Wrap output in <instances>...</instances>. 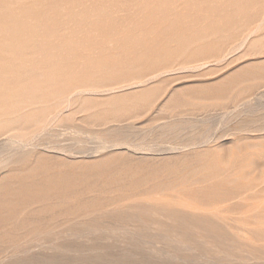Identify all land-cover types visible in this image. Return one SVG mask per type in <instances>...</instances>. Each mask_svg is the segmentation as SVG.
I'll use <instances>...</instances> for the list:
<instances>
[{
	"label": "rangeland",
	"instance_id": "374dc122",
	"mask_svg": "<svg viewBox=\"0 0 264 264\" xmlns=\"http://www.w3.org/2000/svg\"><path fill=\"white\" fill-rule=\"evenodd\" d=\"M104 1L76 43L0 77L54 81L46 108L0 110V264H264V0ZM15 134L21 147L8 145ZM6 193L21 222L7 221ZM176 195L208 215L183 225L193 236L180 218L137 210ZM130 209L143 214L117 217Z\"/></svg>",
	"mask_w": 264,
	"mask_h": 264
},
{
	"label": "bare ground",
	"instance_id": "6f19581e",
	"mask_svg": "<svg viewBox=\"0 0 264 264\" xmlns=\"http://www.w3.org/2000/svg\"><path fill=\"white\" fill-rule=\"evenodd\" d=\"M93 0H91V2H89V0H0V77L3 76V75H11L12 72H13V69L15 70V67L18 66V64L20 63H25V64H29V65H34V64H37L39 61L40 62H43L44 63V60L46 61V59H48L49 57L51 58V56L49 55L50 54V51L52 52L53 48H58L60 46L64 47L63 44H72L73 42H75V40L73 38H71V35L75 34L76 32H81L83 30V28L86 26L87 24V19H90L92 20L91 23H96V22H99V17L100 15L102 14L100 12V8L95 6L97 4H90V3H93L92 2ZM106 1V0H105ZM104 1V2H105ZM111 1V0H110ZM116 1V0H115ZM118 1V0H117ZM116 1V2H117ZM103 2V1H102ZM101 2V3H102ZM115 3V2H114ZM122 3L124 4V2L122 1ZM135 3V2H134ZM233 3V2H232ZM231 3V4H232ZM105 4V3H104ZM110 5L112 4L109 3ZM108 4V5H109ZM137 4V3H135ZM103 5V4H102ZM102 5L100 6L101 9H102ZM120 6V5H119ZM111 7V6H110ZM148 6L146 5V7H144V9H146ZM37 8H41L39 12H37ZM121 8V7H120ZM138 8V7H137ZM106 9V7L104 8ZM102 9V11L104 10ZM111 9V8H110ZM121 11V9H120ZM109 12V11H107ZM112 12V11H111ZM117 12V11H116ZM110 13V12H109ZM135 13V12H134ZM107 14V13H106ZM111 14V13H110ZM105 15V14H104ZM77 16H81V18H77ZM119 16V15H117ZM77 18V19H76ZM105 18V17H103ZM102 18V19H103ZM119 20V19H118ZM125 21V20H124ZM105 21H103L104 23ZM114 22V21H113ZM119 22V21H117ZM90 23V22H89ZM122 23V22H121ZM100 24V23H99ZM108 24V23H107ZM110 24V23H109ZM108 24V25H109ZM112 24V23H111ZM119 24V23H118ZM129 24V23H128ZM127 24V25H128ZM89 25V24H87ZM96 25V24H95ZM123 25V24H122ZM126 25V26H127ZM134 25V24H133ZM103 26V25H102ZM112 26H117L115 23L114 25ZM119 26V25H118ZM96 27V26H95ZM124 27V26H123ZM122 27V28H123ZM87 28H89V26H87ZM87 28H85L84 30H88ZM107 28V27H106ZM109 28H112V27H109ZM121 28V29H122ZM96 29V28H95ZM108 29V28H107ZM113 29V28H112ZM116 29V28H115ZM119 29V28H118ZM144 29V28H143ZM60 30L63 31V33H67L68 36L65 37V36H58ZM90 30V29H89ZM88 30V31H89ZM120 30V29H119ZM142 30V29H141ZM94 31V30H93ZM105 31V30H104ZM139 31V30H138ZM69 32V33H68ZM109 32V31H108ZM120 32V31H119ZM103 33V32H102ZM101 33V35H102ZM113 33V32H112ZM116 33V32H115ZM114 33V34H115ZM138 33V32H137ZM136 33V34H137ZM249 34V33H248ZM60 35V34H59ZM64 35V34H63ZM99 35V33H98ZM97 36V35H96ZM106 36V35H105ZM80 37V36H79ZM83 37V36H82ZM132 37V35H131ZM136 39V38H135ZM139 39V38H138ZM77 41V40H76ZM80 41V40H79ZM83 41V40H81ZM89 41V40H88ZM108 41V40H107ZM76 43V42H75ZM74 43V44H75ZM61 44V45H60ZM101 44V42H100ZM99 44V45H100ZM102 45V44H101ZM242 45V44H241ZM68 47V46H67ZM74 47V46H73ZM104 47V46H103ZM70 48V47H69ZM51 49V50H50ZM59 49H62L61 47ZM234 49V48H233ZM65 50V49H64ZM67 51H68V48H67ZM65 51V52H67ZM53 52H56L55 54H58L59 55V50H54ZM62 52V50H61ZM71 52V50H70ZM185 52V51H184ZM63 53V52H62ZM60 53V54H62ZM73 53V52H72ZM66 54V53H65ZM94 54V53H93ZM56 56V55H55ZM53 57V55H52ZM67 57V56H66ZM49 58V59H50ZM58 58V57H57ZM69 58V57H67ZM55 59V58H54ZM66 59V58H65ZM68 60V59H67ZM97 60V59H96ZM38 61V62H37ZM48 63V61H47ZM46 63V66H48V68H50V65L51 64H47ZM61 63V62H60ZM21 67V66H19ZM17 67V68H19ZM38 68H40L38 66ZM41 69V68H40ZM61 69V68H60ZM16 71V70H15ZM30 71H28L29 73ZM39 72V71H38ZM49 72V71H48ZM24 73V71H23ZM27 73V74H28ZM40 73V72H39ZM38 73V74H39ZM45 73V72H44ZM58 72L56 71L55 74H57ZM62 73V72H61ZM13 75V74H12ZM22 76H18L17 78H13V81L12 82H9V80L7 79L6 81L9 82V83H1L2 80H4L5 77H3V79H0V110H2L5 106L7 107H10V106H13L15 104H18V107L19 104H22L23 107H22V110L25 109L26 107L32 105V104H37L39 103L41 106L39 107H42V104L45 103V108H46V103H48L50 101V98L51 96H53V86H54V81L53 80H50L49 79H45V80H38V77L35 73L34 77H31V78H27V77H24L23 74H20ZM51 75V73H50ZM48 76V75H47ZM57 77V76H56ZM90 78V77H89ZM53 79V78H52ZM56 79V78H55ZM62 79V78H61ZM11 80V79H10ZM53 81V82H52ZM88 81V80H87ZM63 82V81H62ZM59 83V82H58ZM57 83V84H58ZM56 85V84H55ZM73 86V85H72ZM67 87V86H66ZM75 87V86H74ZM69 88V86H68ZM78 88V87H77ZM63 89V88H62ZM56 91V90H55ZM64 91V90H63ZM66 94V93H65ZM72 94V93H71ZM65 98V96L63 97V99ZM52 101V100H51ZM52 103V102H51ZM55 103V102H53ZM44 105V104H43ZM38 108V105H36ZM50 106V105H49ZM5 107V108H6ZM34 107V106H33ZM13 108V107H12ZM31 109V108H30ZM43 109V108H42ZM11 110V109H10ZM34 111V109H32ZM5 111V110H4ZM20 111V110H19ZM31 111V110H29ZM1 112V111H0ZM17 112V110H16ZM19 113V112H18ZM23 112L20 111V113L16 116V120H14L15 122L19 121L20 122V119L19 117L20 116H24L22 114ZM28 114V112H26ZM30 113V112H29ZM40 113V112H39ZM26 114V115H27ZM31 114H33V112H31ZM31 114H28L27 116L29 117V115ZM25 115V116H26ZM41 115V114H40ZM2 116V115H1ZM9 116V115H8ZM31 117V116H30ZM10 118V117H9ZM13 118V119H14ZM2 119V118H1ZM18 119V120H17ZM26 120V119H25ZM24 120V121H25ZM42 120V119H41ZM44 120V119H43ZM10 121H12L10 119ZM10 121H7V122H10ZM23 121H21L20 123H22ZM6 123V122H5ZM24 123V122H23ZM22 123V124H23ZM26 123V122H25ZM21 125V124H18V126ZM12 127V129H16L19 127ZM4 124H0V130L2 131L1 128H3L4 130ZM21 128V127H20ZM23 128V127H22ZM7 129V128H6ZM11 129V128H10ZM10 129H8L10 131ZM7 130V132H9ZM6 131V130H5ZM25 134V133H24ZM26 135V134H25ZM15 139H11V141L8 143L9 146H15V145H18L19 147H21V145H23L22 141H19V134H15ZM18 137V138H16ZM14 138V137H13ZM22 139V138H21ZM9 141V140H8ZM5 144V143H4ZM25 144V143H24ZM25 146V145H24ZM6 148V147H5ZM3 161V160H2ZM8 165V164H7ZM16 170V169H15ZM17 171V170H16ZM15 171V173H16ZM14 172V171H13ZM24 172H27V171H24ZM32 172V171H31ZM30 172V173H31ZM18 174V173H17ZM20 174V172H19ZM18 174V175H19ZM5 176V175H4ZM11 176V175H10ZM9 176V177H10ZM17 176V175H16ZM27 176V175H26ZM25 176V177H26ZM28 176H29V173H28ZM34 176V175H33ZM23 177V176H22ZM45 177V176H44ZM42 177V179L44 178ZM47 177V176H46ZM15 178V177H14ZM24 178V177H23ZM28 178V177H27ZM8 179V178H7ZM18 179V178H17ZM35 179V178H34ZM53 179V177H52ZM55 179V178H54ZM53 179V180H54ZM237 179V178H236ZM4 179H2V182H3ZM10 180V178H9ZM21 180V179H20ZM28 180V179H27ZM24 180L23 181H27ZM223 180V179H222ZM227 181V180H226ZM16 182V181H15ZM21 182V181H20ZM26 183V182H25ZM34 183V182H33ZM68 183V182H67ZM72 184V182H70ZM70 183H68L70 185ZM200 183V182H199ZM236 183V182H235ZM5 184V183H4ZM15 184V183H14ZM13 184V185H14ZM18 184V183H17ZM40 184V183H39ZM53 184V183H52ZM213 184V183H212ZM237 184V183H236ZM20 185V184H19ZM49 185V184H48ZM76 185V184H75ZM74 185V186H75ZM11 186V185H10ZM18 186V185H17ZM25 186V185H24ZM71 186V185H70ZM12 187V186H11ZM36 187V186H34ZM56 187V186H55ZM59 187V186H58ZM222 187V186H220ZM219 187V188H220ZM4 188V187H3ZM2 188V189H3ZM6 188V187H5ZM15 188V187H14ZM28 188V187H27ZM47 188V187H46ZM206 188V187H204ZM66 189V188H65ZM71 189V188H70ZM76 189V188H75ZM211 189H214V188H211ZM234 189V188H233ZM249 189V188H247ZM15 190V189H14ZM58 190V188H57ZM62 190V188H61ZM73 190V189H71ZM87 190V189H86ZM154 190V189H153ZM152 190V191H153ZM190 190H193V193H194V190L195 189H190ZM200 190V189H199ZM198 190V191H199ZM207 190V189H206ZM225 190V189H224ZM251 190V189H249ZM20 191V190H19ZM18 191V192H19ZM39 191V190H38ZM60 191V190H59ZM63 191V190H62ZM78 191V190H77ZM85 191V190H83ZM103 191V189H102ZM106 191V190H105ZM104 191V192H105ZM148 191V190H147ZM185 191V190H184ZM211 191V190H210ZM223 191V190H222ZM17 192V191H16ZM27 192V191H26ZM52 192V191H51ZM61 192V191H60ZM75 192V191H74ZM89 193V191H87ZM86 192V193H87ZM94 192V191H93ZM146 192V191H145ZM201 192V191H200ZM199 192V193H200ZM3 193V192H2ZM15 193V192H13ZM24 193V192H23ZM57 193V192H56ZM55 193V194H56ZM64 194L66 192H63ZM83 193V192H82ZM85 193V192H84ZM83 193V195H84ZM85 193V195H86ZM101 193V192H100ZM133 193V192H132ZM144 193V192H143ZM154 193V192H153ZM190 193V192H189ZM197 193V192H196ZM195 193V194H196ZM198 193V198L199 195ZM209 193V192H208ZM207 193V194H208ZM254 193V192H253ZM9 194V193H8ZM7 193L4 195L3 199H2V204L3 206L5 205H8L7 206V209L9 211H7V213L9 212L8 216H7V221H11V220H14L15 222V219L18 220V219L14 216L13 217V213L12 211H14V207L12 206L11 203H13V199H14V195L10 196L8 195ZM67 194V193H66ZM70 195V192L68 193ZM94 194V193H93ZM96 194V193H95ZM98 194V193H97ZM118 194V193H117ZM120 194V193H119ZM122 194V193H121ZM136 194V193H135ZM141 194V193H140ZM176 194V193H175ZM187 194V192H186ZM203 194V193H202ZM206 194V193H205ZM206 194V195H207ZM20 195H22L21 197L22 198H27L28 197V194H23L21 193ZM53 195V194H52ZM57 195V194H56ZM76 195V193H75ZM80 195V194H79ZM82 195V194H81ZM99 196H101V194H98ZM116 195V194H115ZM133 195V194H132ZM165 195V194H164ZM162 196V198H164L165 196ZM206 195L204 197H206ZM248 195H251V194H248ZM48 196V193H43V194H33L30 196V198H33L34 200L37 199V198H44V197H47ZM55 196V195H54ZM62 196V195H61ZM60 196V197H61ZM68 196V195H67ZM73 196V195H72ZM92 196V195H91ZM94 196V195H93ZM97 196V195H96ZM98 196V197H99ZM105 196V195H104ZM107 196V195H106ZM109 196V195H108ZM111 196V195H110ZM130 196V195H129ZM134 196V195H133ZM168 196V195H167ZM187 196V195H186ZM189 196H192L191 193ZM197 196V195H196ZM247 196V195H246ZM56 197V196H55ZM54 197V198H55ZM128 197V196H127ZM132 197V196H131ZM151 197V196H150ZM160 197V195H159ZM179 198L178 201H171L170 199L173 200V198ZM194 197V195L192 196ZM202 197V196H201ZM200 197V198H201ZM208 197V196H207ZM210 197V196H209ZM208 197V198H209ZM243 197V196H242ZM241 197V198H242ZM58 198V196L56 197ZM63 198V197H61ZM71 198V197H70ZM69 198V199H70ZM74 198V196H73ZM72 198V199H73ZM88 198V197H87ZM96 198V197H95ZM117 198V197H116ZM120 198V197H119ZM123 198V196L121 197ZM156 197L153 198V201ZM176 198L174 200H176ZM196 198V197H195ZM256 198V197H255ZM59 199V198H58ZM66 199V198H65ZM71 199V200H72ZM79 199V198H77ZM82 200V197L80 198ZM84 199V198H83ZM93 199V198H92ZM130 199V198H128ZM132 199V198H131ZM138 199V198H137ZM141 199V198H140ZM149 199V198H148ZM152 199V198H151ZM191 199V198H190ZM188 200L185 196L183 195H176V196H170L169 199H166L165 202L161 203V205H158L156 204L155 202H159L158 198L156 201H154V203H150V205H141L139 203V205H137V210L139 209L141 212L143 211H151L153 213H156V212H163L164 215H167L169 218H176L175 221H178L177 218H180L181 219V222L182 224L180 226H177L176 229H178L179 227V230L181 229V232H185L187 234V236H193L192 234H189V232H187V230L183 229V227L185 226V224H187V221H189L190 223H192V221L194 220H199V222L203 221V222H206L207 223V220H208V215H203L198 209L200 208V206L198 207L197 203H196V200L195 202L192 201V200ZM193 199V198H192ZM197 199V198H196ZM240 199V198H239ZM252 199V198H251ZM43 200V199H41ZM52 200V199H51ZM70 200V201H71ZM74 200V199H73ZM90 200V199H89ZM100 200V199H98ZM120 200V199H119ZM136 200V199H135ZM150 200V199H149ZM199 200V199H198ZM228 200V199H227ZM237 200V199H235ZM234 200V201H235ZM22 201V200H20ZM65 201V200H64ZM67 201V200H66ZM102 201V199H101ZM121 201V200H120ZM138 201V200H136ZM143 201V200H142ZM141 201V202H142ZM152 201V202H153ZM164 201V200H162ZM19 202V201H18ZM40 202V201H38ZM47 202V201H46ZM59 202V201H57ZM108 202V201H107ZM133 202V201H132ZM140 202V201H138ZM17 203V202H15ZM23 203V202H22ZM45 203V201H44ZM62 203V202H61ZM100 203V202H99ZM98 203V204H99ZM106 203V202H105ZM104 203V204H105ZM111 203V201H110ZM130 203V201H129ZM136 203V202H135ZM25 204V205H24ZM22 206V209H21V214L24 213L25 209L27 208V205L26 203H24ZM35 204V203H34ZM42 204V203H40ZM54 204V203H53ZM64 204V203H63ZM66 204V203H65ZM88 204V203H87ZM102 204V205H104ZM137 204V203H136ZM143 204V203H142ZM146 204V203H145ZM192 205H196V207H193L191 206ZM244 204V203H243ZM72 205V204H71ZM78 205V204H77ZM76 205V206H77ZM94 205V204H93ZM109 202H108V206H109ZM111 205H113L111 203ZM135 205V204H134ZM250 205V204H249ZM30 206V205H29ZM61 206V205H60ZM58 206V207H60ZM98 206V205H97ZM100 206V205H99ZM105 206V205H104ZM243 206V205H242ZM252 206V205H251ZM264 206V205H263ZM57 207V208H58ZM84 207V206H83ZM86 207V206H85ZM107 207V206H106ZM110 207V206H109ZM116 207V206H115ZM206 207V206H205ZM203 207V208H205ZM30 207H28L29 209ZM31 208H33L31 206ZM47 207H37L36 209H33V211H38V210H42V209H46ZM71 208V207H70ZM74 208V207H73ZM92 208V207H91ZM108 208V207H107ZM13 209V210H12ZM80 209V208H79ZM78 209V210H79ZM93 209H97V208H93ZM117 209V208H116ZM132 209H135V207L133 208L132 206ZM206 209V208H205ZM4 210V208H3ZM31 210V209H30ZM54 210V209H53ZM62 210V209H61ZM66 210V209H64ZM77 208H76V211L75 212H72V213H69L72 214V215H77L80 211H82V209H80L79 212ZM92 210V209H91ZM114 210V209H113ZM28 211V210H26ZM60 211V210H59ZM96 211V212H95ZM111 211V210H110ZM123 211V210H122ZM127 211V210H126ZM131 211V209H130ZM139 211V212H140ZM6 212V211H5ZM17 212V211H16ZM44 212V211H43ZM52 212V211H51ZM50 212V213H51ZM67 212V211H66ZM70 212V211H69ZM99 212L98 215H106L109 213V210L106 211V208L103 210L102 209H97V210H93V211H86L85 214L89 215L90 217H92L95 213ZM112 212V211H111ZM125 212V211H124ZM132 212V211H131ZM136 212V211H135ZM165 212V213H164ZM19 213V214H20ZM26 213V212H25ZM24 213V215H26ZM46 213V212H45ZM55 213V212H53ZM68 213V212H67ZM114 213V211L112 212ZM117 213V212H116ZM20 214V215H21ZM30 214V213H29ZM28 214V215H29ZM83 214V213H82ZM137 214V213H136ZM134 214V212L132 213H125V215H119L117 217H126V218H130L132 220V217H137V219H139V217H141V215L143 214H140V215H136ZM150 214V212L147 213V215ZM23 215V216H24ZM36 215V214H35ZM49 215V214H48ZM63 215V214H62ZM68 215V214H67ZM71 215V216H72ZM111 215V214H109ZM108 215V216H109ZM118 215V214H117ZM18 216V215H17ZM32 216V215H31ZM38 216H41V215H37ZM44 215H42L43 217ZM83 216V215H82ZM146 216V215H145ZM207 216V217H206ZM13 217V218H12ZM21 217V216H20ZM27 216H25L24 218H26ZM35 217V216H33ZM64 217V216H63ZM68 217V216H67ZM84 217V216H83ZM100 217V216H99ZM110 217V216H109ZM112 217V216H111ZM151 217V216H150ZM247 217V216H246ZM6 218V217H5ZM22 218V217H21ZM32 218V217H31ZM57 218H60V217H57ZM72 218V217H71ZM79 218V217H78ZM81 218V217H80ZM86 218V217H85ZM84 218V220H85ZM89 218V217H88ZM113 218V217H112ZM144 218V217H143ZM39 219V218H38ZM65 219V218H64ZM75 219V217H74ZM77 219V217H76ZM91 219V218H90ZM93 219V218H92ZM91 219V220H92ZM98 219V218H97ZM100 219V218H99ZM98 219V220H99ZM102 219V218H101ZM115 219V217H114ZM127 219V220H128ZM20 220V219H19ZM26 219H24L25 221ZM44 220V218H43ZM83 221V219H80ZM120 221L124 220V219H119ZM134 220L136 221V219L134 218ZM132 220V221H134ZM145 221V219H143ZM147 220V219H146ZM192 220V221H191ZM51 221V220H50ZM70 221V220H69ZM81 221V222H82ZM126 221V220H125ZM124 221V223H125ZM131 221V222H132ZM196 221V222H197ZM13 222V223H14ZM21 222V220L19 221ZM17 222V223H19ZM46 222V221H45ZM85 222H89V219L88 221H85ZM130 222V221H129ZM139 222V221H137ZM147 222V221H146ZM180 222V223H181ZM203 222L201 224H203ZM4 223V222H3ZM12 223V222H11ZM12 223V225H13ZM23 223V222H22ZM26 223V222H25ZM39 223V222H38ZM44 223V222H43ZM97 223V222H96ZM179 223V222H177ZM198 223V222H197ZM205 223V225H206ZM210 223V222H209ZM6 224V223H4ZM15 224L14 223V227H15ZM49 224V222L47 223ZM51 224V223H50ZM89 224V223H87ZM122 224V223H121ZM143 224V223H142ZM200 224V225H201ZM212 224V223H211ZM210 224V225H211ZM23 225V224H22ZM29 226V224H27ZM174 225V223H173ZM184 225V226H183ZM2 226V225H1ZM6 228H7V225H5ZM18 226V225H17ZM16 226V227H17ZM26 226V225H25ZM36 226V224H35ZM35 226L33 227V229L35 228ZM38 226V224H37ZM42 226V225H41ZM47 226V225H46ZM95 226V225H94ZM15 227V229H16ZM21 227V225L19 226ZM30 227V226H29ZM89 227V226H87ZM204 227V225H203ZM211 227H213L211 225ZM218 227V226H217ZM5 228V227H4ZM3 227L1 229H4ZM18 228V227H17ZM24 228V227H23ZM38 227H36L37 229ZM90 228V227H89ZM185 228V227H184ZM215 228V227H214ZM9 229V228H8ZM19 229V228H18ZM26 229V228H25ZM32 228H30L31 230ZM40 229V228H39ZM188 229V228H187ZM7 230V229H6ZM10 230V229H9ZM177 230V231H179ZM189 230V229H188ZM173 232H177L175 230V228L173 227V230H168L167 233H172ZM193 231V230H191ZM210 231V230H208ZM207 231V232H208ZM217 231V229H216ZM9 232V231H7ZM13 232V231H12ZM17 232V231H16ZM41 232V231H40ZM180 232V231H179ZM212 232V230L210 231ZM2 233V232H1ZM4 233V232H3ZM15 233V232H14ZM22 233V232H20ZM19 233V234H20ZM28 233V231H27ZM225 233V231H224ZM18 234V233H17ZM18 234V235H19ZM25 234V233H24ZM30 234V233H29ZM213 234V233H212ZM218 234V233H217ZM214 235L215 236H217ZM33 235V234H32ZM185 235V234H183ZM221 235V234H219ZM7 236V235H6ZM23 236V235H22ZM180 236V235H179ZM187 236H186V239L185 240H188L187 239ZM223 236V235H222ZM219 237V236H218ZM217 237V238H218ZM7 238V237H6ZM11 238V237H10ZM14 238V237H13ZM20 238V237H19ZM220 238V237H219ZM190 239V238H189ZM192 239V238H191ZM190 239V240H191ZM221 239V238H220ZM14 240V239H13ZM19 240V239H17ZM190 240H188V242H190ZM193 240H195L193 238ZM15 241V240H14ZM196 241V240H195ZM222 241V240H221ZM16 242V241H15ZM186 242V241H185ZM193 242V241H192ZM224 242V241H223ZM7 243V242H5ZM10 243V242H8ZM180 243V242H179ZM195 243V242H194ZM222 243V242H221ZM223 244V243H222ZM12 246V245H11ZM186 246V245H185ZM188 246V245H187ZM16 247V246H15ZM28 250V249H27ZM2 251V250H1ZM221 255V254H220ZM244 255V254H242ZM217 258V256H216ZM226 258V257H224ZM223 258V259H224ZM86 260V259H85ZM129 260V259H128ZM221 260V259H220ZM36 261V260H35ZM34 261V262H35ZM52 262L54 263H59L60 260L58 257H55L53 258ZM109 262V261H108ZM38 263V262H37Z\"/></svg>",
	"mask_w": 264,
	"mask_h": 264
}]
</instances>
